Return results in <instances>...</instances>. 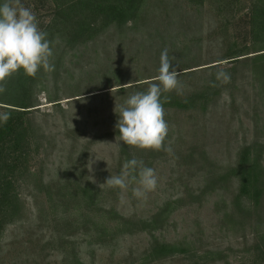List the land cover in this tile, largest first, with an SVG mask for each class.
<instances>
[{
	"label": "rangeland",
	"instance_id": "374dc122",
	"mask_svg": "<svg viewBox=\"0 0 264 264\" xmlns=\"http://www.w3.org/2000/svg\"><path fill=\"white\" fill-rule=\"evenodd\" d=\"M251 1L206 0L195 6L186 0H146L139 20L123 29L112 26L75 47L56 38L54 70L42 71L34 84L39 105L32 113V146L16 180L18 218L2 233L0 264H139L148 241L145 231L124 234L104 248L88 244L82 230L87 211L71 196L77 185L89 182L100 192L98 204L114 203L123 217L148 219L170 204L164 213L167 225L156 236L185 242L196 255L216 252L206 264H250L251 246L264 235V197L259 208L247 213L246 197L234 204L235 180L212 182L236 164L243 146L256 145L252 155L260 156L264 167V87L251 67L237 65L234 79L206 112L165 111L169 130L162 148H140L132 156L154 169V190L137 196L135 179L126 189L105 181L121 174L126 162L114 134L118 106L158 83L162 50H168L178 73L187 72L174 90L189 92L210 77L208 66L214 64L217 73L230 74L234 61L217 60L230 43H248ZM19 3L34 12L40 29L49 22L51 0ZM5 86V81L0 84V98ZM122 87L132 90L120 93ZM98 212L95 205L94 221L113 225L112 215ZM156 264L186 262L177 255Z\"/></svg>",
	"mask_w": 264,
	"mask_h": 264
},
{
	"label": "trees",
	"instance_id": "16d2710c",
	"mask_svg": "<svg viewBox=\"0 0 264 264\" xmlns=\"http://www.w3.org/2000/svg\"><path fill=\"white\" fill-rule=\"evenodd\" d=\"M146 0H51L53 12L49 22L42 27V31L47 32L48 39L52 45L56 38L63 39L67 45L75 47L77 45L96 39L112 26L123 29L129 23H135L142 13V7ZM189 4L201 6L206 0H186ZM225 1V0H223ZM235 0H228L229 3ZM227 2V3H228ZM248 14V43H230L221 59L234 61L232 72L228 74L230 79H234L237 65L251 67L252 73L262 80L264 87V0H252L247 9ZM217 65L208 66L213 73L202 83L184 93L181 90H172L162 93L164 111L178 110L183 112L201 111L206 112L220 91L227 86L228 80L223 77L217 78ZM187 69V68H184ZM42 71L35 76H27L22 70L17 71L5 80V94L0 98V105L3 112H7L10 118L6 123L0 124V240L5 227L18 218V198L16 193V180L22 167H27V155L30 154L34 126L32 124L33 110L39 105L35 99L34 84ZM227 71V70H226ZM192 72V71H188ZM187 72L179 73L183 78ZM193 73H190L192 75ZM180 79V78H179ZM150 84V81L147 85ZM131 91V88L122 87L121 92ZM59 99H50L49 102L56 103ZM119 140L118 130L114 132ZM254 146H243L238 153V159L233 167L227 168L215 179L219 181H234L237 183V195L234 204L238 200L246 197L250 202L247 209L252 212L261 206L264 197V167L259 164L260 156L252 155ZM140 148L123 144L119 141V153L126 161ZM134 150V152H133ZM132 153V154H131ZM138 169L131 173V176L138 177ZM131 179V177H130ZM129 179V181H130ZM132 180V179H131ZM205 180V179H204ZM219 180V181H218ZM74 200L81 202V207L85 213L83 222L84 233L87 234V241L91 246L104 248L118 241L124 234H132L136 230L147 233V245L140 255L139 264H156L181 255L186 264H206L216 254L213 251H206L201 255H196L186 246L185 242H167L156 236L155 231L167 225L165 207L151 215L148 219H133L123 217L116 212L114 203L108 204L101 200L98 189L91 183L77 185ZM99 205L100 211L111 216L109 220L94 221L91 212L93 207ZM100 215L99 218H103ZM85 224H90L86 226ZM164 224V225H165ZM89 227V228H88ZM75 230V229H74ZM74 245V242H72ZM250 264H264V235L251 246ZM216 259V258H215ZM214 259V260H215Z\"/></svg>",
	"mask_w": 264,
	"mask_h": 264
},
{
	"label": "clouds",
	"instance_id": "9594fccd",
	"mask_svg": "<svg viewBox=\"0 0 264 264\" xmlns=\"http://www.w3.org/2000/svg\"><path fill=\"white\" fill-rule=\"evenodd\" d=\"M52 41L48 34L39 28L34 12L19 3V0H0V84L12 74L22 70L27 76H35L43 70L51 73L54 64ZM179 73L172 66L168 50H162L159 57L158 75L144 91H136L118 106L116 128L119 141L142 149L160 150L168 134V124L161 100L162 93L172 91L178 86ZM225 81L229 76L224 71L217 78ZM0 91L3 88L0 87ZM116 107V105H115ZM9 113H0V124L6 123ZM171 151V149H166ZM121 174L109 176L105 181L111 186L126 189L128 182L135 179L139 187L137 196L154 190L157 176L154 169L145 167L143 161L135 158L125 162ZM138 171V179L131 173Z\"/></svg>",
	"mask_w": 264,
	"mask_h": 264
}]
</instances>
